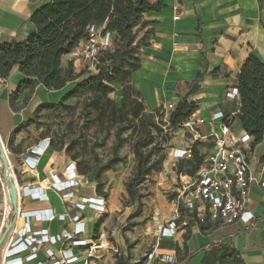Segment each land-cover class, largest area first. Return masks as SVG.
I'll list each match as a JSON object with an SVG mask.
<instances>
[{"label":"crops","instance_id":"crops-1","mask_svg":"<svg viewBox=\"0 0 264 264\" xmlns=\"http://www.w3.org/2000/svg\"><path fill=\"white\" fill-rule=\"evenodd\" d=\"M48 1L0 0V42L22 39L33 32L29 17L36 8ZM163 2L166 7L160 11L143 14V20L150 22L146 28H152L153 33L149 36L147 45L138 48L140 65L130 75L132 90L138 92L146 111L170 102L176 104L182 97L187 96V100L195 102L197 106L195 115L205 119V123L199 126L201 135L209 136L219 130L221 117L212 119L216 112L232 118L233 133H239L244 127L243 103L249 99L257 101L262 96L264 98V0ZM146 28L138 31L137 39ZM250 55L258 59L259 63H255ZM69 63H72L74 72L83 70L81 63L70 54L62 58L64 67ZM21 79L22 74L17 66L11 69L6 79L0 78V140L6 145L11 130L23 120L25 113L31 118L32 112L40 103L56 102L69 89L65 86L52 91L38 84L28 102L23 105V96L19 95L15 100L16 109H13L9 105V95ZM195 83L198 84V89L189 93L188 90ZM113 85L114 91L108 96L119 103L123 89L119 83ZM232 90L235 95L227 96ZM31 125L15 135L14 144L20 145V152H27L34 146L42 149L43 144L39 145L40 141L51 138L42 133V128L34 130ZM43 142L45 141L41 143ZM175 148L182 146L176 145ZM256 151L264 152V141L259 142ZM27 153L31 155L30 151ZM8 159L9 172L16 183L18 197L16 205H12L6 188H9L10 181L0 178V236L10 223H15L16 230L22 226V219H16L15 211L51 208L56 214L66 212L58 194L45 187V177L49 171H61L69 157L63 156L50 143L39 156L35 168L24 164L17 154L10 153ZM177 182L176 180L175 183ZM38 186L45 187L43 192L46 199L39 202L24 196L26 189ZM52 196L58 198L59 205L52 202ZM174 207L175 205L173 209ZM249 209L253 213L250 225L240 221L231 225L208 222L205 225L209 227L202 229V224L196 220L183 219L172 237L158 238L156 234L155 243L152 245L154 252L171 254L174 260L171 263L155 261L154 264H200L204 252H197L187 259L184 256L185 249L186 254L195 252L199 247L219 240L234 246L245 264H264V188H251ZM83 215L91 229L98 216L90 210ZM187 226L190 233L184 240ZM32 227L44 228L49 234H57L70 230L72 223L55 219L51 222L32 223ZM9 240L10 235L0 245V264H5L9 257L15 259L28 253L16 256L10 254L6 257ZM47 246L45 244L40 248L37 258L24 260L22 264H37V260L45 257L44 249ZM50 246L56 249L60 244ZM13 261V264L17 263L16 260Z\"/></svg>","mask_w":264,"mask_h":264},{"label":"trees","instance_id":"trees-1","mask_svg":"<svg viewBox=\"0 0 264 264\" xmlns=\"http://www.w3.org/2000/svg\"><path fill=\"white\" fill-rule=\"evenodd\" d=\"M180 1V0H178ZM166 7L163 0H49L47 3L36 8L29 17L34 31L22 39L9 42H0V78L6 79L14 66L18 67L22 79L9 95V105L16 109L15 100L22 95V103L25 105L31 98L38 84H42L47 90H59L68 83L73 85L56 102L40 103L32 112V117L25 113L23 120L10 132L7 146L11 154L20 153V145L14 144L15 135L25 127L38 123L36 119L42 109L58 108L66 100L82 91L93 94V98L85 105L93 106L96 116H105L107 124H114L115 141L112 145L114 154L127 137L122 136L126 131L134 133L135 139L132 145L135 160L134 172L125 184V190L130 202H139L138 186L151 171H158L164 156H156L159 144L156 142L157 135H162L163 140L168 137L163 134L164 129L157 120L156 114L161 113L160 108L146 111L138 92H134L130 85L131 72L140 65L138 48L147 45L149 36L153 33L152 28H146L150 22L143 20V14L149 11H160ZM92 24H105V29L115 33L114 47L103 51L100 56L98 71L87 72L80 70L74 72L72 63L63 66L62 58L69 55L78 43L87 36L88 27ZM143 35L137 39L140 29H144ZM255 63L259 60L250 55ZM214 71V70H213ZM77 79H79L77 81ZM117 81L122 86L120 106L111 99L108 94L114 91L112 82ZM198 84L195 83L188 90L195 92ZM197 109L195 102L188 101L187 96L182 97L175 108L169 112L165 124L170 129L181 127L187 117ZM163 114V113H162ZM243 129L248 130L246 127ZM251 132L255 139V134ZM106 132L104 139L107 137ZM261 140H255L259 143ZM50 143L53 145L52 138ZM103 143V142H100ZM99 143V144H100ZM209 145V144H206ZM205 146L202 142L191 145L192 158L180 160L176 166L177 174L192 176L198 170L203 154L200 148ZM78 170L87 181L96 183L95 191L101 192V174L110 169L120 159L117 156L110 160L102 161L97 154L95 162L85 169L80 168L75 158ZM140 202L132 217L140 212ZM184 219V211L176 219L180 222ZM99 222L96 221L94 230H97ZM132 225L128 226L129 229ZM209 227L202 224V229ZM190 228L184 234V240L188 238ZM185 248V247H184ZM203 251L200 264H245L239 251L232 245L219 240L201 246L195 252L184 256L193 257L197 252ZM117 264L122 262L117 259Z\"/></svg>","mask_w":264,"mask_h":264},{"label":"built area","instance_id":"built-area-1","mask_svg":"<svg viewBox=\"0 0 264 264\" xmlns=\"http://www.w3.org/2000/svg\"><path fill=\"white\" fill-rule=\"evenodd\" d=\"M87 36L72 50L70 56L78 60L87 72H97L100 65V54L114 47L115 33L105 29V24H92L88 27ZM233 94V90L227 96ZM163 120L166 121L169 112L175 108L170 102L160 107ZM221 117L219 130L211 135H201L199 126L205 119L197 117L195 112L185 119L182 127L190 134L191 144L184 148H172L171 155L177 160L192 158L191 145L199 141L205 144L202 162L194 175L179 174V182L174 188L175 217L167 222V226L158 227L157 237H172L179 228L176 219L184 211V219H194L200 224L219 222L221 225H231L238 221L250 225L253 213L249 209L250 192L253 186L264 188V152L258 153L254 136L246 129L233 133L232 118L224 117L221 112L213 114L212 119ZM42 141H45L41 143ZM32 147L30 154L18 153V157L30 168H35L39 156L50 146V138L42 139L39 145ZM209 144V145H206ZM10 150L0 140V178L7 180L10 164L8 156ZM3 159L8 167H4ZM45 177V187L55 191L66 212L56 214L51 208L43 210L15 211L16 219H22V226L15 229V223L5 238L10 235L9 250L6 257L20 255L17 258H7L5 264H22L24 260L37 258V252L47 244L44 249L45 257L37 260V264H94L99 253L107 249V242L93 235L94 224L91 230L84 220V213L93 211L96 216L106 213V198L104 195H81L79 190L87 182L80 174L75 160L69 159L61 171H49ZM12 177V176H11ZM185 177V179H184ZM15 183V182H14ZM16 185V183H15ZM43 186L26 189L24 196L39 202L46 199ZM9 191L8 186H6ZM18 190L16 186V202ZM55 219L72 223V228L57 234H49L47 229H34L33 224L42 221L51 222ZM91 231V232H90ZM59 243L53 249L50 245ZM50 246V247H49ZM174 257L171 254H157L152 249L138 264H154L155 261L171 263Z\"/></svg>","mask_w":264,"mask_h":264},{"label":"rangeland","instance_id":"rangeland-1","mask_svg":"<svg viewBox=\"0 0 264 264\" xmlns=\"http://www.w3.org/2000/svg\"><path fill=\"white\" fill-rule=\"evenodd\" d=\"M112 83L115 84L117 81ZM72 85L73 83H68L66 88ZM92 98V93L82 91L58 108L42 109L36 118L38 123L31 125V128L34 130L42 128V133L52 138L53 148L69 159H77L80 168L92 166L95 154L102 161L110 160L114 156L120 159L100 177L101 192L105 194L107 211L95 219L99 225L96 231L93 230V235L106 241L107 249L99 253V258L94 260V264H117V259L122 264H138L152 249L158 234V226L161 224L166 226V222L176 215L173 209L174 188L177 186L175 181L179 182V174L175 169L180 160L172 157L171 152L176 145H181L182 148L190 145V134L182 126L173 130L168 128L166 121L163 120V114H156L158 122L163 126V134L168 137L166 141L161 138L162 135L156 137L160 147L156 156L161 154L164 158L160 169L151 171L139 184L141 209L137 216L132 217L139 202H130L125 184L134 172L132 145L136 135L130 131L124 132L122 136H126L127 140L114 154L112 145L115 141V125L107 124L103 115L97 117L93 106L86 107L85 104ZM139 98L141 100L140 96ZM116 106L120 104L116 103ZM243 111H245V116H242L243 126L254 132L256 141L258 139L264 141L263 96L257 101L249 99L243 103ZM107 131V137L102 141ZM95 187L96 183L87 181L79 192L84 196L93 195L98 193ZM51 199L59 205L57 197L52 196ZM130 224L134 225L126 229Z\"/></svg>","mask_w":264,"mask_h":264},{"label":"water","instance_id":"water-1","mask_svg":"<svg viewBox=\"0 0 264 264\" xmlns=\"http://www.w3.org/2000/svg\"><path fill=\"white\" fill-rule=\"evenodd\" d=\"M3 165L4 167H8V164L4 159H3ZM7 180L10 181V186H9L10 201H11V204L15 206L16 205V185L10 175L7 176ZM10 227H11V223L8 224V226L4 229L3 233L1 234L0 245L3 242V239L5 238V235L9 231Z\"/></svg>","mask_w":264,"mask_h":264},{"label":"bare ground","instance_id":"bare-ground-1","mask_svg":"<svg viewBox=\"0 0 264 264\" xmlns=\"http://www.w3.org/2000/svg\"><path fill=\"white\" fill-rule=\"evenodd\" d=\"M184 179H185V177H184Z\"/></svg>","mask_w":264,"mask_h":264}]
</instances>
